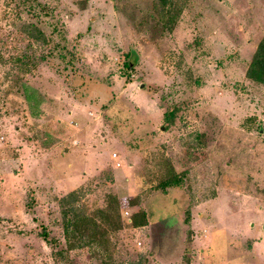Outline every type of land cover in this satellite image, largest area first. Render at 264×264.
<instances>
[{
  "label": "rangeland",
  "instance_id": "obj_1",
  "mask_svg": "<svg viewBox=\"0 0 264 264\" xmlns=\"http://www.w3.org/2000/svg\"><path fill=\"white\" fill-rule=\"evenodd\" d=\"M263 36L264 0H0V264H55L79 188L148 224L76 264H264Z\"/></svg>",
  "mask_w": 264,
  "mask_h": 264
},
{
  "label": "trees",
  "instance_id": "obj_2",
  "mask_svg": "<svg viewBox=\"0 0 264 264\" xmlns=\"http://www.w3.org/2000/svg\"><path fill=\"white\" fill-rule=\"evenodd\" d=\"M39 34L44 45L50 40L37 28L33 27L29 34L31 39H35ZM49 52L48 55H50ZM61 56H57L66 61V53L61 50ZM71 56V54H70ZM71 60V59H70ZM127 66V65H126ZM129 68V65L127 66ZM245 77L259 85L264 86V36L260 39L257 47L250 59L245 72ZM176 117V109L169 110L164 114V121L171 125ZM165 165L167 169L160 170L159 179L154 185L157 191H166L171 188H179L184 183L186 172H179L170 163ZM83 188L71 192L68 197L60 200L62 212V226L67 240L66 247L53 248L52 257L55 264H76L71 252L73 250H92L94 246L98 247V252L92 255H101L102 257H111L110 248L114 251V239L123 230L126 225L130 229H137L148 224L146 213L137 208L130 216L124 220L122 217V201L113 193H107L103 197V205L88 209L79 205L80 194ZM74 203V204H73ZM139 198L134 197L126 200V206L133 208L138 206ZM48 238L49 234H44ZM49 243H55L54 240H48Z\"/></svg>",
  "mask_w": 264,
  "mask_h": 264
},
{
  "label": "built area",
  "instance_id": "obj_3",
  "mask_svg": "<svg viewBox=\"0 0 264 264\" xmlns=\"http://www.w3.org/2000/svg\"><path fill=\"white\" fill-rule=\"evenodd\" d=\"M120 164L119 163H117V166H119ZM126 215H128V212H126Z\"/></svg>",
  "mask_w": 264,
  "mask_h": 264
}]
</instances>
